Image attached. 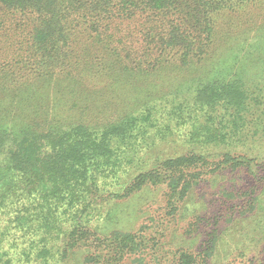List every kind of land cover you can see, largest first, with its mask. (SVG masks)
<instances>
[{
    "label": "trees",
    "instance_id": "16d2710c",
    "mask_svg": "<svg viewBox=\"0 0 264 264\" xmlns=\"http://www.w3.org/2000/svg\"><path fill=\"white\" fill-rule=\"evenodd\" d=\"M258 8L264 11V0H0L2 14L31 20L30 58L45 70L38 88L29 82L10 92L13 80L0 77V264L54 257L49 243L60 238L66 215L74 224L68 236L76 238L68 250L61 246V258L73 255L85 234H97L113 237L123 260L138 249L137 238L111 229L118 209L102 217L101 203L130 199L147 186H164L179 202L206 173L243 170L263 185L264 157L245 145L264 141ZM167 15L166 28L160 18ZM85 31L97 33L105 48L118 38L122 49L132 32H146L151 47L139 60L113 52L115 73L70 69L76 54L61 50ZM235 48L254 50L246 56ZM257 62L260 71H245ZM97 79L100 86L87 89ZM183 128L186 153L185 146L178 155L157 153ZM240 146L244 153L230 152ZM90 216L102 217L107 230L90 229ZM195 263L188 252L176 261Z\"/></svg>",
    "mask_w": 264,
    "mask_h": 264
},
{
    "label": "rangeland",
    "instance_id": "374dc122",
    "mask_svg": "<svg viewBox=\"0 0 264 264\" xmlns=\"http://www.w3.org/2000/svg\"><path fill=\"white\" fill-rule=\"evenodd\" d=\"M258 12L264 19L263 9L258 8ZM3 13L0 12V77L13 80L11 86H6L10 92L29 82L32 87L38 88L45 70H41L30 58L32 22L17 13ZM163 17L160 19L167 28L166 21L172 17ZM246 19L245 16L236 17V21L241 23ZM185 30L191 35V30ZM239 32L257 31L243 29ZM131 34L132 38L125 39L126 49H122L118 45V38L105 48L103 41L97 40V33L75 32L69 39L67 48H62L61 53L67 55L72 50L76 54V58H71L68 66L70 69L78 70L84 66L94 72L103 69L107 73H115L118 70V57L113 52L117 55H122L125 51L133 55L136 53L139 60L144 57L143 52L151 47L147 42L146 32ZM113 48L115 51H111ZM253 50L240 53L235 48V54L248 56ZM140 64L143 65L142 62ZM252 66L254 67H246L245 71H260L258 62ZM261 76L262 74L252 76L251 81H257ZM110 77L113 79L114 76ZM100 84L99 80V83L87 86V89L99 87ZM186 133L187 128H183L175 137L168 138V142L161 143L157 153L164 158L178 155L179 152L175 150L180 146L186 147L180 154L186 153L189 148V144L185 143ZM245 145L251 147L253 155L264 157L263 140L247 142ZM242 147L230 149V152L244 153ZM255 196L256 202L250 211L251 200ZM101 205L102 217L115 207L118 209V224L111 229L136 236L134 243L137 250L127 253L122 260V250L119 247L116 257L117 241L113 237L104 239L97 234H85L83 238L86 239L76 244L78 248L75 247L73 255L61 258V246L66 244L64 247L68 250V243L72 240L73 244L76 238L68 236L74 224L66 215L60 216L63 219L59 226L62 230V234H58L60 238L51 239L49 243V250L54 257L38 259L34 264H176L181 252L192 254L195 264H264V184L257 183L243 170L203 174L179 202H174L173 197L170 200L169 192L164 186H147L130 199L103 200ZM101 218L90 216L89 228L107 230L103 228L106 221ZM11 233V236H23L24 239L28 235L27 231ZM119 240L118 238V244Z\"/></svg>",
    "mask_w": 264,
    "mask_h": 264
}]
</instances>
